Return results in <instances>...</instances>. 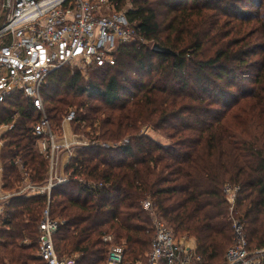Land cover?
Here are the masks:
<instances>
[{"label":"trees","instance_id":"trees-1","mask_svg":"<svg viewBox=\"0 0 264 264\" xmlns=\"http://www.w3.org/2000/svg\"><path fill=\"white\" fill-rule=\"evenodd\" d=\"M114 1L118 9L127 3ZM127 15L139 38L122 46L116 64L87 75L62 67L43 88L56 129L75 111L76 135L90 136L92 127L105 143L77 148L63 169L67 181L53 189L52 217L64 220L58 254L107 264L103 237L111 234L127 246L122 264L146 262L150 200L174 233L196 238L203 264H221L234 239L227 183L240 186L232 215L250 248H264V0H132ZM156 43L176 54L156 53ZM41 117L21 94L0 103V125L16 120L4 136L6 190L22 180L20 165L35 182L45 179L49 160L34 132ZM46 205L44 195L7 204L0 264H47L38 256Z\"/></svg>","mask_w":264,"mask_h":264},{"label":"built area","instance_id":"built-area-1","mask_svg":"<svg viewBox=\"0 0 264 264\" xmlns=\"http://www.w3.org/2000/svg\"><path fill=\"white\" fill-rule=\"evenodd\" d=\"M127 10L118 9L114 0H9L8 5L0 0V103L18 94L32 100L42 115L34 127L37 147L49 160L43 182H35L28 169L21 165L22 180L15 189L6 190L1 166L6 139L2 136L4 132L0 135V226L13 197L47 196L38 225V256L47 264H76L75 256H60L55 248L54 237L64 220L52 217V192L67 181L63 169L75 155L73 147L88 146L90 140H75L70 127L75 111L67 113L61 127L56 129L45 109L43 88L48 77L62 67L79 68L86 75L90 68L116 64L122 46L139 38ZM15 121L0 125V130L11 129ZM224 191L230 204L234 239L221 264H264V248H250L243 223L232 215L240 186L227 183ZM143 206L152 216L154 238L147 261L139 264H203L197 245L178 239L152 208L150 200ZM103 240L108 246L107 264H122L127 249L125 242L118 243L111 234L104 235Z\"/></svg>","mask_w":264,"mask_h":264},{"label":"rangeland","instance_id":"rangeland-1","mask_svg":"<svg viewBox=\"0 0 264 264\" xmlns=\"http://www.w3.org/2000/svg\"><path fill=\"white\" fill-rule=\"evenodd\" d=\"M132 1V0H131ZM130 2V0H127V3H126V5H125V7L124 8H129V6L130 5H132V3H129ZM123 8V9H124ZM87 75V74H86ZM99 124H100V122H96L95 123V125H94V127H99ZM68 127L69 126H67L66 128H67V130H68ZM71 127V129H72V132H73V134L75 135V140L78 142V141H86V140H90V144L91 143H101L102 145H105V143L103 142V141H100L99 139H97V140H94V138H92V136H95V137H97V135L99 134V132L97 131H94V129H92V127H89L88 128V130H89V135L90 136H88L87 135V137H82V136H80V137H78L77 135H76V133H75V131H74V127H73V125H71L70 126ZM81 129H83V128H81ZM5 128H2L1 130H0V135L3 133V137L5 136V134H6V132L8 131V130H5ZM71 131V130H70ZM143 132L145 133V134H148L149 136H151L152 138H154V139H156L157 141H159V142H161V143H163V144H165V145H168L169 143H171V140L170 139H168L164 134H162V132L161 131H158V130H154L152 127H145L144 129H143ZM85 135V134H84ZM3 139H7V138H3ZM61 141H63V138L62 137H60V142ZM5 145V144H4ZM74 147H75V149H74ZM73 147V151H75V154H77V148H79V145L77 144V145H75ZM3 148H4V146L2 147V150H3ZM40 151V150H39ZM1 166H2V153H1ZM20 167H21V165H20ZM2 168H3V166H2ZM3 171H4V168H3ZM237 218V217H236ZM166 222V221H165ZM167 224V223H166ZM233 228V227H232ZM173 231V230H172ZM175 235H176V237L178 238V239H186V242L188 243V244H190V245H194V246H196L197 245V242H196V238L195 237H193V236H190V235H188V234H183V235H180V234H176L175 233ZM227 251V250H226ZM143 263V262H142ZM139 264V263H138Z\"/></svg>","mask_w":264,"mask_h":264},{"label":"water","instance_id":"water-1","mask_svg":"<svg viewBox=\"0 0 264 264\" xmlns=\"http://www.w3.org/2000/svg\"><path fill=\"white\" fill-rule=\"evenodd\" d=\"M6 4L8 5L9 3V0H5ZM153 51H155L156 53H161V54H167V55H175L176 53L171 50L170 48H167V47H164V46H161L160 44L156 43L154 44L153 46Z\"/></svg>","mask_w":264,"mask_h":264}]
</instances>
